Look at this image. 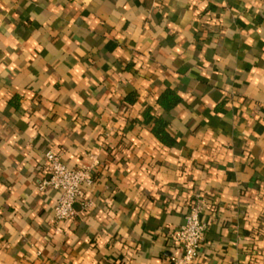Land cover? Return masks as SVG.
Listing matches in <instances>:
<instances>
[{
  "label": "crops",
  "instance_id": "1",
  "mask_svg": "<svg viewBox=\"0 0 264 264\" xmlns=\"http://www.w3.org/2000/svg\"><path fill=\"white\" fill-rule=\"evenodd\" d=\"M200 199L198 263L264 264V0H0V264H168Z\"/></svg>",
  "mask_w": 264,
  "mask_h": 264
},
{
  "label": "built area",
  "instance_id": "2",
  "mask_svg": "<svg viewBox=\"0 0 264 264\" xmlns=\"http://www.w3.org/2000/svg\"><path fill=\"white\" fill-rule=\"evenodd\" d=\"M45 176L37 187L40 191L52 188L60 192L54 206L53 223L60 224L73 219L75 215L74 203L82 197L83 187L92 183V164L78 168H69L63 161L61 154L47 150L44 153ZM89 202L82 201V209L89 206ZM204 203L198 200L184 217L183 223L174 229L170 238L182 247L178 257H172L168 264H200L197 261L201 241L206 230V223L201 218Z\"/></svg>",
  "mask_w": 264,
  "mask_h": 264
},
{
  "label": "trees",
  "instance_id": "3",
  "mask_svg": "<svg viewBox=\"0 0 264 264\" xmlns=\"http://www.w3.org/2000/svg\"><path fill=\"white\" fill-rule=\"evenodd\" d=\"M178 99L179 97L175 92L170 89H167L159 96L158 101L160 105H162L165 109H169L171 105H174L178 101ZM160 124H163L162 119L156 118L155 125L157 126V128ZM155 134L165 141L168 138L167 134H164L161 129H156Z\"/></svg>",
  "mask_w": 264,
  "mask_h": 264
}]
</instances>
